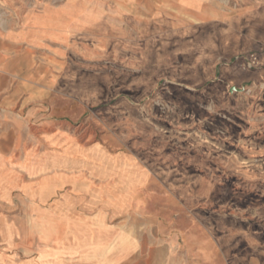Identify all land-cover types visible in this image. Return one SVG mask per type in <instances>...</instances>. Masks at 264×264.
Masks as SVG:
<instances>
[{
    "label": "rangeland",
    "instance_id": "374dc122",
    "mask_svg": "<svg viewBox=\"0 0 264 264\" xmlns=\"http://www.w3.org/2000/svg\"><path fill=\"white\" fill-rule=\"evenodd\" d=\"M112 1L0 0L36 28L3 50L0 264H264V0ZM57 203L131 253L58 255Z\"/></svg>",
    "mask_w": 264,
    "mask_h": 264
},
{
    "label": "crops",
    "instance_id": "0c3cea01",
    "mask_svg": "<svg viewBox=\"0 0 264 264\" xmlns=\"http://www.w3.org/2000/svg\"><path fill=\"white\" fill-rule=\"evenodd\" d=\"M120 2L119 0H113L112 3ZM49 18V14H47ZM51 17V16H50ZM35 21V20H34ZM35 24L32 20L30 23V28L24 29H15L13 31H7V29L1 31L0 33V92L3 89H6L7 86V73L5 70L6 67L15 66L17 59L12 58V60L3 59V55H6V52L3 53V50L10 49L15 50L18 46H22V38L24 36L36 35ZM3 37V38H2ZM13 57V56H12ZM64 198L66 195L63 196ZM90 206H85L88 208ZM78 206L74 205H66V204H54L51 206V210H48V213H63V216H53L48 221L39 220L36 226L38 228V240H50L52 236H63V240H70L69 246L64 248L69 252L58 253V255H67L70 251L78 250V254L80 251L84 249L85 252L83 255L85 257H91L90 259L99 260L100 252H96L100 249V247L104 244L108 245V247L103 251L115 250L111 252L105 260L110 261H118L121 257L122 259L128 257V255L132 251L133 242L130 238L124 235H116L112 240H104L103 230L101 226V221L97 218L95 219H86L83 216H76L75 214L81 213L79 210L77 212ZM73 214V215H72ZM62 227V228H61ZM61 228V229H60ZM74 240H77V242ZM72 241V242H71ZM50 243V242H48ZM73 245H77V247H73ZM181 244L183 249L187 252V254L199 255V240H194L191 237H185V239L181 240ZM79 245V246H78ZM123 246V247H122ZM121 253H120V252ZM55 253L53 254V256ZM97 257V258H96ZM37 264H41L43 260L37 259L34 260ZM46 264H55L56 258L49 257L47 259Z\"/></svg>",
    "mask_w": 264,
    "mask_h": 264
}]
</instances>
